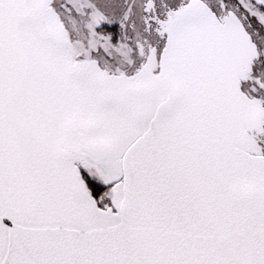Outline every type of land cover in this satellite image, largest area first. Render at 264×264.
I'll return each mask as SVG.
<instances>
[{
  "label": "snow or ice",
  "instance_id": "snow-or-ice-1",
  "mask_svg": "<svg viewBox=\"0 0 264 264\" xmlns=\"http://www.w3.org/2000/svg\"><path fill=\"white\" fill-rule=\"evenodd\" d=\"M0 264H264V0H0Z\"/></svg>",
  "mask_w": 264,
  "mask_h": 264
}]
</instances>
